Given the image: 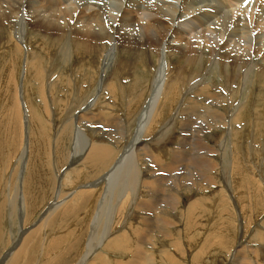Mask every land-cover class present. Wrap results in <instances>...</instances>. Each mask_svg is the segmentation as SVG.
<instances>
[{"label":"bare ground","instance_id":"1","mask_svg":"<svg viewBox=\"0 0 264 264\" xmlns=\"http://www.w3.org/2000/svg\"><path fill=\"white\" fill-rule=\"evenodd\" d=\"M23 5L25 20L22 21L21 14ZM257 8L260 9V11L258 10V14H256ZM1 43L8 46L7 48L11 51L9 55L7 48L3 49L1 55L13 64L11 69L14 70L21 57L25 55L21 48L25 47L26 50L29 48L24 63L25 70L23 69V71H21V77L25 80L27 74L29 76L34 75L38 80L36 90L41 97L45 96L43 80L48 70L45 67L47 66L50 68L48 71L49 73H46L48 76L47 89L50 97L54 96L53 94V96H51L52 92L57 91L70 96L69 101L62 98L59 99V97L55 98L54 106L58 110L66 111L64 115L66 114L67 117L63 121L62 127L65 128V136H72V139L75 137V140L72 142L75 152L73 156L80 154L87 146L89 149L85 152V158L88 163L90 160L94 161L90 162V166L93 165L94 167H98L104 163L106 164L107 168H104L105 171L102 174L100 173L101 175L99 177L97 176L98 178L94 180V182L83 184L85 187L101 190L103 194L101 193L100 195L102 198L97 207L98 213L96 214L95 212L96 216L94 220L92 219L93 224L91 225V231H89L90 234L86 242V248L79 264H87L92 259V255H95L94 251L98 253L100 247L106 245V241L111 236L109 224L114 220L115 216L124 217L125 221L123 219L122 221L127 224L135 217H140L141 222L138 224L136 223V225L133 223L132 226H128L127 230L129 232H123L122 234L118 233L113 236L112 240H110L111 238L109 239L110 242L108 241V247L107 245L105 247L117 252H114L115 257L114 259L111 257V262L109 259L105 258L104 255L102 258V255L98 257L100 258V260L98 259L100 264H158L159 260H169L172 264H181L179 261L175 260L173 254L176 252L179 255H183L187 248L181 247L180 243H174L176 241L173 240L174 242L172 244L178 248L172 250L174 251L172 253L166 250L163 243L160 244L154 240H156L160 234H163L161 235V239L171 238L172 236L170 233H172V231H169V227L170 225L177 224L171 222L172 218L180 220L185 216L186 212L183 210L180 211V216L175 215L169 217L167 215V210V212H164L165 210H160V212L157 213L156 206L166 202V204L161 205V207L170 210L173 214H178L181 208L180 200L184 196V193H179L177 195L170 194L167 197H161L158 201L155 200L156 202L152 200H150L151 202H146L145 200L147 199L143 196L145 195L143 190L148 189V193L154 191L158 189L159 184L167 179L159 178L162 177L159 173L155 175L158 177L156 179H150L145 172L141 174V167L137 165L136 160L134 162L133 155L144 156L145 153L150 152L149 145L152 144L154 139L151 141L144 139V133L150 130V127L155 123L154 121L165 112L167 106L173 107L180 94L181 97L183 94V99L179 103V110L176 111L177 113L172 119L169 118L170 120L167 125H165V121L163 120L165 125L164 128L166 129H169L175 122H179V118L176 117L177 114H180L179 116L192 114L193 127L195 126L197 129H203L197 130L198 133L196 135L198 138H204L206 131H210L215 126H228L229 130L231 125L245 119H241L240 116L242 112L238 113V111L240 112L242 109H245L246 106H251L250 111L252 112V116L254 115L256 121L261 122L264 126V108L262 107L264 106V0H0V44ZM48 47H52V49L57 48V50L56 52L51 51L48 53ZM47 54L50 55L47 57ZM60 56L65 57V61L62 63L59 61ZM113 56L114 60L112 59ZM79 58H84L85 62L81 61L82 63L79 64V61V65L77 64L78 67H74V62L78 61ZM111 61L114 62L112 63V73L121 75L124 80L129 79L130 81L128 82V86H126L127 96L129 97H126V107L129 113L131 111L135 112L132 114L133 119L140 113V118H138L140 121L139 124L136 122L134 137L132 138L133 135L130 134L131 137L129 139L131 140L129 143L126 142V137L124 139L121 137L122 142L119 140L121 144L116 146L115 149L103 142H101V144L93 143L94 137L90 136V133H84L86 132L85 124L92 125V120H96V126L102 124L103 128L101 129L106 131L117 130L116 118L104 113L103 106L100 104L102 101L98 103L99 98H96V100L92 98L94 101H89L88 103L91 102L89 105L85 102V96L91 94V89L94 86H97V89H99L100 86L99 97L106 93V91H111L110 86L112 88L113 83H115L114 81L110 83V76L107 75L110 71L108 65ZM46 62H48L49 65L45 66ZM194 65H199L201 67L199 68V72L187 74V68L190 69V67ZM5 66L7 67L8 63H6ZM6 67L3 66V68L0 69V77L5 76ZM140 67L142 69L141 71ZM197 68L193 69L198 70ZM210 69L214 71V73L212 72V76L214 77H212V81L208 79L209 75L207 72H209ZM150 71H152L151 75L153 77L151 87L147 86L145 82L146 76ZM83 72H85L84 77H82ZM189 72L190 71H188V73ZM76 73H82V76L77 75V81H75L76 85L73 89L70 79L73 80ZM209 73L211 74V72ZM149 77L147 79L151 80ZM7 78H9V81H7V90H9L12 84L11 81H13V76H8ZM214 79L216 81H221V83L219 82L220 84L216 85ZM154 84L156 85L154 86ZM147 87L148 89L150 88V91L148 96L144 97L143 93L147 90ZM256 87L261 88V90H259L260 94H257V97L254 96V98H251V92L255 93ZM217 89H219L220 92H217ZM245 91V98L241 99L240 104H236L238 95L244 94ZM191 93H195V96H191ZM143 99L144 101L142 104ZM162 100L166 102L163 107L160 106V104L163 103ZM20 102L22 101L20 100ZM191 102L192 105L190 106ZM15 105L17 107V103ZM137 109L139 111H137L136 114ZM233 109L235 110L233 111ZM17 110L20 111L18 107ZM73 112L78 113L74 114ZM231 113H235V115L231 116ZM72 114L76 116L79 127L78 131L76 130L75 136L72 131L71 121L69 120ZM54 121L56 120L54 119ZM73 121L74 120H72V122ZM135 121L136 118L133 122ZM126 128L124 127L122 132L118 134H127V132L125 133L127 130ZM96 131L99 133L100 129H96ZM161 135H163V133H161ZM72 139L69 140L68 138L69 142ZM159 140H161L160 137L155 139V144H158L160 142ZM219 142L220 141L216 143ZM160 144L162 143H159L157 147H164V145ZM153 147H155V145ZM204 148H206L208 151L204 150L211 155H215V151L218 150L210 148V146H204ZM256 148L260 149L258 147ZM112 153L115 154L113 159L111 157ZM159 154L162 153L159 152ZM59 155H61V153H59ZM151 158H155L154 160L158 164L156 169L161 172L167 170L170 172L167 174L173 175L174 172L176 173L178 170V158L177 161L174 160L171 164H165L164 160L161 162L158 158L156 160V156L153 155ZM211 158L214 159V157ZM148 159L150 160V158ZM213 159L196 158L194 163L197 162V165L189 170V176L183 182L186 187L201 189L199 187H203L202 183H207L210 187H216V174L218 173L215 172V166L218 162L214 163ZM91 168L93 167L91 166ZM123 168L124 172L122 174L121 171ZM203 168H207L208 171L205 172ZM150 169L153 171L156 170L151 167ZM253 170L255 171V168ZM259 170L261 175L259 172V178H255L257 182L254 180L251 181L252 183L255 182V184L258 185L255 186V188L259 187L258 191L260 189L262 192V185L259 183L261 182V184H263L262 182H264V168L260 169L259 167ZM253 173L254 172H252V174ZM58 174L60 176V173ZM63 180H65L64 177L62 182ZM17 182L18 179L16 183ZM81 182L82 181H80V183ZM63 183L60 185V188L63 186ZM208 185L206 186L208 187ZM84 193L88 194L89 192ZM18 197L19 196L13 195V197L11 196L10 198V202H8L9 199L6 200V208L13 218L18 214L17 209L20 205L21 198ZM76 198L81 201L83 200V196H77ZM40 199L43 198L41 197ZM88 199L90 200V197ZM38 201L36 200V202ZM201 202L202 201L199 202L198 199L191 200L189 206L190 211H187V214L190 213L187 223H192L195 227L198 225L197 221L201 217V214L199 215L195 211V207L197 204H202ZM256 203L257 202H255V204ZM59 206L52 203L47 214L49 211H54V209ZM152 208H154V212L157 213L155 218L148 216H152V213L148 214ZM252 209L254 208L252 207L250 210ZM109 210L115 214H109ZM90 211L88 213H90ZM4 213L3 211V214ZM251 215H256L254 210ZM19 217H21V215ZM22 218H20L21 224ZM159 223H162V225L156 228ZM21 224L18 227V231L20 227H22ZM105 224H107L106 229L102 230L100 226H105ZM44 226L46 225L44 224ZM195 227H193V229ZM148 228H156V235L154 236L155 233L152 234L153 229L148 231ZM75 233L78 234L77 232ZM169 235L171 237H169ZM17 237H14L13 240L18 241L19 239L16 240ZM128 237L134 240L137 238L136 247L134 245L129 246L132 240H129ZM218 237L215 236V239H213V244H215L214 248L217 247L216 245L219 246L223 244L221 243V239H217ZM255 237L263 241L264 232L259 230V232L255 234ZM80 238L81 237L78 239ZM125 239L128 240L127 243ZM158 245H160V247ZM258 246L264 248V245L258 244ZM23 250H19L18 253H14L15 255L12 256L6 255L5 260L11 257L12 264H17L20 251L26 254L25 247H23ZM111 250H105L106 254L111 255ZM204 250H206L205 245L202 247L201 252ZM232 253L235 257L239 258V255H243L245 252H242L239 247V249L236 248ZM124 255H131L132 259L124 262L122 260ZM157 256H160V258L157 259ZM246 256L247 255H245V257ZM236 259L237 258H234V262L238 263L240 259ZM199 260L200 258L198 262ZM242 261L243 260H241V262ZM261 262L264 264L263 261ZM244 264H253V262L247 261L246 259Z\"/></svg>","mask_w":264,"mask_h":264},{"label":"rangeland","instance_id":"2","mask_svg":"<svg viewBox=\"0 0 264 264\" xmlns=\"http://www.w3.org/2000/svg\"><path fill=\"white\" fill-rule=\"evenodd\" d=\"M258 10L260 11V9L257 8L256 14L259 13ZM24 14H25V11H24V5H23L22 14H21L22 21L25 20ZM7 47L8 46H6L3 43L0 44V49H1L0 50V64H1L0 69H2L3 66L6 67L5 64L8 63V66L6 67V71H5V76L0 77V82H1L0 83V264H12L11 257L10 258L8 257L5 260L6 255H11V256L15 255L16 253H18L19 250L21 249L23 250V247L26 248V254H24L25 252H23L25 249L23 251H20L17 264H71V262L72 264H79V262L81 261L83 257L85 248H86V242L90 234L89 231H91V225L93 224L92 219L94 220L96 216L95 212L96 214L98 213L97 207L102 198L100 197L102 193L101 190H98V189L96 190L95 188L85 187L83 184H89L91 182H94V180H96L105 171L104 168H107V167H106V164L104 163L98 167H94L93 165H91L93 167L91 168L90 162H94V161L90 160V162L88 163L85 158V152L87 149H89V147L87 146L82 152H80V154H78L77 156L76 155L73 156L75 152L73 149L74 145L72 142L73 140H75V137L72 139V136L71 137L65 136L64 134L65 128L62 127L63 121L67 117L66 114L64 115V112L66 113V111L58 110L54 106L55 98L59 97V99L62 98L64 100L69 101L70 96L57 91V92L51 93V96L54 95L55 97L54 96L50 97L48 93V89H47V86H48L47 85L48 84L47 74L49 73L48 71L50 69L46 66V65H49L48 62L45 63V66H46L45 68L48 69L47 70L48 73L47 72H46L47 74L45 73L44 80H43L45 96L41 97L38 95L37 90H36L37 83H38V80L36 79V77L34 75L29 76L28 74H27V77L25 76V80H23L21 77V71H23V69L25 70L24 63L26 59V53L29 48L27 50L25 49V47L21 48L25 55L21 57V59L18 62L17 67L14 70V69H11L13 64L10 63L8 59L3 58V56L1 55L2 50L6 49ZM56 50L57 48L56 49L54 48L52 49V47L47 48L48 53L51 51L56 52ZM7 52H9V55L11 54V51L9 48H7ZM48 55L50 54H47V57ZM59 58L61 59V60L59 59L61 63L65 61V57L60 56ZM81 59L82 58H79L78 61L74 62L73 64L74 67L75 66L78 67L79 64H81L82 62H85L84 58L82 60ZM112 59L114 60V56L112 57ZM112 63L114 62L112 61L109 62L108 68L110 69V71L107 74L108 76H110V83H113V81L115 82L113 83L112 88L110 86L111 91L107 92L105 90L106 93H104L102 96L99 97L100 86H99V89H97L98 88L97 86H94L91 89V94L85 96V99H86L85 102L88 103L89 101H94L96 100V98L97 99L99 98L98 103L102 101L100 104H102L103 106L104 113H107V115L116 118V121H117L116 129L117 130H114V131L107 130L106 131L104 129H101L103 128L102 124L97 125L99 127L98 128L96 126V120H92L91 121L92 125L85 124L86 132L84 133H90V136L94 137L93 143L95 142L96 144H99V143L101 144V142H103L104 144L109 145L115 149L116 146H119L121 144L122 139H124L125 137L127 139L126 142L128 143L131 140L129 139L131 137L130 134L133 135L132 138L134 137L135 124L136 122H138L139 124V121H140L138 120V118H140L139 116L140 113L137 114V111H139L138 109L140 107L136 110V114H137V116L135 117L136 121L133 122L135 118L134 119L132 118L133 117L132 114H134L135 112L131 111L129 113V110L126 107V103H127L126 100L127 98H129L127 96L126 86H128V82L130 81L129 79H127L128 81L124 80L121 77V75L113 74L112 73L113 72ZM194 66L190 67V69L187 68L188 70H186V73L192 74V73L199 72V68L201 67L199 65L198 66L194 65ZM193 68L194 69L197 68L198 70H194ZM141 70L142 69L140 67V71ZM188 71L190 72L188 73ZM209 72H211V74ZM209 72H207L209 75L208 79L212 81V77H213L212 72L214 73V71L210 69ZM84 73L85 72H83V76H82V73H79V74L76 73L74 76V79L73 80L70 79L72 81L73 89L75 88V85H76L75 81H77L76 79L77 75L84 77L85 75ZM102 74H103V71H102ZM151 74H152V71L148 72V75L146 76V79H145L146 85L150 87H151V81L153 80V77ZM8 76H13V81H11L12 84L10 83L11 85L9 88V90L11 91L7 90L8 89L7 81H9V78H7ZM148 77L151 80L147 79ZM22 80H23V85H22ZM214 81L216 85H219L221 83V81H218V80L216 81L215 79ZM14 85H15V89H14ZM155 85L156 84H154V86ZM20 89L21 90L23 89V90L21 91ZM256 90L259 91L261 90V88L256 87ZM256 90H255V93L251 92V98H254V96L257 97L260 94V91L258 92ZM149 91H150V88L148 89L147 87V90H145L143 93L144 97L148 96ZM245 93L246 91L244 92V94L238 95V98H237L238 100L236 101V104L241 103V99L245 98L244 97ZM120 96L123 98H121ZM191 96L194 97L195 93H191ZM180 97H181V94L177 97L176 102L173 105V107L171 106L172 108L167 106L165 112L162 113L161 115L162 117L159 116L154 121L155 123L153 124V126L150 127L149 131L147 132L144 131L145 133L143 132L144 137L147 140L151 141L154 139L152 144L149 145L150 152L152 154L150 152L145 153L147 158L145 155L144 156L143 155H133L134 162L136 160L137 165L141 167V170H140L141 174L145 172L148 174V177L150 179H156L158 177L155 175L159 173L162 175V177H159V178L167 179L163 183L159 184L158 189L154 191H151L148 193L147 191L148 189L143 190L145 192V195L143 196L146 197L147 199L145 200L146 202H151L150 200H152L153 202H156L155 200L158 201L160 200L161 197H167L170 194L177 195L179 193H184L183 194L184 196L180 200L181 210L179 209L178 214H173V212H171L170 210L161 207V205L166 204V202H164V204H159L156 206L157 213H159L160 210H163V211L165 210L164 212L168 211L170 213L169 214L167 212V215L169 217H173L175 215L180 216V211H183V210L186 212H185V216H183V218H181L180 220L172 218L171 222H173L174 224L175 223L177 224L170 225L169 227L170 228L169 231H172V233H170L172 237L169 235V237L171 238L161 239V235L163 234H160L157 237V239L154 241L159 242L160 244L163 243L166 250L172 253L174 252L172 250H175V248L176 249L178 248L174 244H172L174 241H176L174 243H180L181 247L187 248V250H185L183 255H179L176 252H174L173 254V256L175 257V260L179 261V263L181 264H232V263L233 264H244V262H246V259L247 261L253 262V264H262L261 261L264 262V248L259 247L258 244L264 245V239L263 241H261L259 238L255 237V234L259 232V230L261 232H264L263 231L264 230L263 228V224H264V188H263L264 182H262L263 184H261V182L260 183L258 182L260 185H262V188H263V189L261 188L263 192L262 193L260 189L258 191L259 187L255 188V186H258L257 184H255V182H257L255 178H259V174H258L260 172L259 167L260 169L264 168V158H263L264 157V126L262 125L261 122L256 121V117L254 115L252 116V112L250 111L251 106H246L245 109H242L240 112L238 111V113L242 112L240 116L241 119L243 118L245 119L241 120L240 122L235 123L234 125H231L230 127L231 130L230 128L228 130V126L227 127L225 126L216 127L215 126L210 131H206L204 138H198V136L196 135L198 133L197 130H203V129H197L195 126L193 127V123H192L193 115L192 114H184L181 116H179L180 114H177L176 117L179 118V122H175L174 124L171 125L169 129H166L164 128V126L167 125V123L169 122L170 120L169 118L172 119L177 113L176 111L179 110L178 109L180 105L179 103L183 99V94H182V97L181 98ZM92 98L93 99L95 98V99L92 100ZM20 100L22 102H20ZM48 101H49V104H48ZM143 101L144 99L142 100V104H143ZM162 102L163 103L160 104L161 107H163L166 104L164 100H162ZM16 103L20 111L17 110V107L15 105ZM89 104H91V102L88 103V105ZM191 105H192V102L190 103V106ZM20 106H21V109H20ZM262 107L264 108V106ZM30 108H32L33 110ZM234 110L235 109H233V111ZM73 113L77 114L78 112L76 113L73 112ZM234 115L235 113H233L231 116H234ZM54 119L56 121H54ZM69 120L71 121L72 131L74 132V136H75L76 132L79 129L77 118L75 115L72 114L69 117ZM72 120H74L75 122L74 121L72 122ZM163 120L165 121V125H164ZM124 127L125 128L127 127L126 128L127 130L125 131V133L127 132V134L119 135L118 133H121ZM192 127H193V130H192ZM96 129H100L99 131L100 134L96 131ZM161 133H163V135H161ZM158 137L161 138V140H159L160 141L159 143H162V144L160 145H164V147L163 146L157 147L159 143L155 144V139H157ZM68 138L69 140L70 139L72 140L69 142ZM218 141L220 142L216 143ZM154 145L155 147H153ZM204 146H210V148H215L218 150L215 151V155H211L209 152H207L208 150L204 148ZM255 146L260 149H257ZM174 148L177 150H175ZM192 149L194 150V153ZM204 149L207 151H205ZM159 152L162 153L163 155L159 154ZM59 153H61L62 156L59 155ZM152 155L156 156V160L157 158L159 159V161L161 160V162H163L164 160L165 164H171L172 162H174V160L177 161L179 159L177 163L178 170L176 171V173L174 172L175 175L167 174V173H170L167 170H165V172H161L160 170L156 169L158 167V164L155 162L154 160L155 158L154 159L151 158ZM114 156L115 154L112 153L111 154L112 159ZM201 157L207 158V159H213L211 157H214L213 159L214 163L215 162L216 163L218 162V164L220 163L219 165L216 164L215 166V172L218 174H216V181H217L216 187L212 186L214 188L210 187V185H208L207 183H202L203 187H199L201 189H192L190 187H186L185 183H183L184 180L189 176V173H190L189 170L191 168H194L197 165L196 164L197 162L194 163L196 161V158H201ZM148 158H150V160ZM152 161L155 163V166H153V164L151 163ZM150 167L155 168L156 170L153 171L150 169ZM254 168H255V171L253 170ZM203 169L205 170V172L208 171L207 168H203ZM123 172H124V168L122 169L121 173L123 174ZM252 172L254 173L252 174ZM58 173H60V176ZM57 174H58V178H57ZM184 174L185 176L186 175L187 176L185 177ZM260 175H261V172H260ZM63 177L65 178V180H63L64 183L62 182ZM69 178H72V179H69ZM17 179H18V182L16 183ZM71 180H73L74 182ZM251 180H254L255 182L252 183ZM80 181L82 182L80 183ZM62 183H63V186L60 188V185ZM69 183H70V186H69ZM64 184H67V185H64ZM206 185H208V187ZM145 188H149V187H145ZM84 192H89V193L87 194ZM13 195L21 197L19 207L17 205L18 214L14 218L10 216L9 211L6 208V200L9 199L8 202H10L11 201L10 198L11 196L13 197ZM77 196H83V200L81 201L77 199L76 198ZM41 197L43 199H40ZM86 197L88 198L90 197V200ZM211 198H213L214 200ZM257 198L259 199V201ZM194 199L195 200L198 199L199 202L202 201L201 203L203 204V205L197 204L195 207V211L199 215L201 214L200 215L201 217L197 221L198 225L196 227L192 223H187L189 214H190V213L187 214V211H190V208H189L190 201ZM36 200L37 201L40 200V201L36 202ZM91 200H93L94 202ZM255 202L257 203L255 204ZM52 203H55V205L57 206L60 205V206L55 208L54 211H49V213L47 214L49 208L52 206ZM85 203H87L88 205ZM81 207L83 208L84 211L82 210ZM90 207L92 208L93 211L91 210ZM252 207L254 209L250 210ZM71 208L72 209L74 208V209L72 210ZM1 210H3L5 213L3 214V211ZM253 210L256 213L255 216L251 215ZM89 211L90 213H88ZM111 213L112 212L110 211L109 214ZM151 213H152V216L151 215H148V216L155 218V215L157 213L154 212V208H152L151 211L148 212V214H151ZM112 214H115V213H112ZM20 215L21 217H19ZM20 218L23 219L22 224L20 222ZM122 219L125 221L124 217L115 216L114 220H112L111 223L109 224V229L111 233V236L109 237V239L111 238L110 240H112L113 236L117 235L118 233L122 234L123 232H129L127 228L130 225L132 226L133 223L136 225V223L138 224L141 222L140 217H135L134 219L128 222L129 224L128 225L127 223L122 221ZM20 224L22 225V227H20V230L18 231V227ZM44 224L46 226H44ZM101 225H104V224H101ZM161 225L162 223L157 224L156 228ZM106 226L107 224H105V226H100V228L104 230L106 229ZM193 227L195 228L193 229ZM156 228L154 229L148 228L149 230L148 229L147 230L150 231L153 229L152 230V234H153L155 233ZM75 232H77L78 234L80 233L79 234L80 236L76 234ZM155 235L156 233L154 234V236ZM215 236L217 237L219 236L217 239H221V243L223 244L219 246L216 245L217 247L214 248L215 244H213V239H215ZM14 237H17L16 240L18 239L19 240L18 241L13 240ZM77 237L78 238L81 237V238L78 239ZM109 239L105 243L107 247H108V243L110 242ZM130 239L132 241H130L129 246L134 245L136 247L137 238L135 240L133 238H129V240ZM127 241L128 240L125 239L126 243ZM106 245H104V247L103 246L100 247L101 251L98 250L99 251V252L97 251L98 253L94 251L95 255H92L93 261L91 259L87 264H93V263L100 264L99 263L100 261H98V259L100 260V258L98 257H100L101 255H102L101 258L104 255L105 258L109 260L112 259L111 257H113L114 259L115 253L117 251H114V250H111L105 247ZM204 245L206 246V250L201 252V249ZM158 246L160 247V245ZM238 246L241 248L242 252H245L243 254L244 256L239 255V258L235 257L232 253L236 248L239 249ZM102 248L103 249L106 248L105 249L106 251L107 249L111 250L112 252L111 255L113 256L107 255L105 250H103ZM245 255H247L248 257L246 256L247 257L246 258ZM159 258L160 256H157V259ZM199 258L200 260L198 262ZM234 258H237L238 260L240 259L239 262L235 263ZM130 259H132L131 255H127V256L124 255V257L122 258L124 262ZM241 260L243 261L241 262ZM84 262H87V261H84ZM158 264H172V263L169 260H159Z\"/></svg>","mask_w":264,"mask_h":264}]
</instances>
